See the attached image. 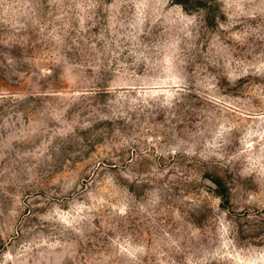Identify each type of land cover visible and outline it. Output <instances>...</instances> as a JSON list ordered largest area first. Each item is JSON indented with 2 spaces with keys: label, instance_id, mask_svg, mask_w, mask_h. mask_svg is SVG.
Instances as JSON below:
<instances>
[{
  "label": "rangeland",
  "instance_id": "obj_1",
  "mask_svg": "<svg viewBox=\"0 0 264 264\" xmlns=\"http://www.w3.org/2000/svg\"><path fill=\"white\" fill-rule=\"evenodd\" d=\"M0 264H264V0H0Z\"/></svg>",
  "mask_w": 264,
  "mask_h": 264
},
{
  "label": "trees",
  "instance_id": "obj_2",
  "mask_svg": "<svg viewBox=\"0 0 264 264\" xmlns=\"http://www.w3.org/2000/svg\"><path fill=\"white\" fill-rule=\"evenodd\" d=\"M171 2L180 5L182 8H186L188 0H171ZM211 182H213L217 186V189L215 191L216 194L218 196H222V192L220 191V188H221L220 182L216 181V180H214V181L211 180Z\"/></svg>",
  "mask_w": 264,
  "mask_h": 264
},
{
  "label": "water",
  "instance_id": "obj_3",
  "mask_svg": "<svg viewBox=\"0 0 264 264\" xmlns=\"http://www.w3.org/2000/svg\"><path fill=\"white\" fill-rule=\"evenodd\" d=\"M206 181H207V183H209V184H211V183H212L210 180H206Z\"/></svg>",
  "mask_w": 264,
  "mask_h": 264
}]
</instances>
